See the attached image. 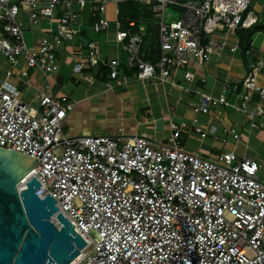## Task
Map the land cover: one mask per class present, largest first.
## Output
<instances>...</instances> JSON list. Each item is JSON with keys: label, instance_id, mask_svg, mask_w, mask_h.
Returning <instances> with one entry per match:
<instances>
[{"label": "built area", "instance_id": "obj_1", "mask_svg": "<svg viewBox=\"0 0 264 264\" xmlns=\"http://www.w3.org/2000/svg\"><path fill=\"white\" fill-rule=\"evenodd\" d=\"M126 1L0 0V53L8 64L0 78V146L40 160L19 190L35 176L41 183L36 194L50 193L58 211L84 237L86 246L70 264H264L261 165L235 151L207 157L185 145L191 133L239 140L234 127H224L220 136L218 126L207 130L198 123V115L219 105L238 107L251 117V128H264V56L251 55L246 77L241 82L225 78L220 94L183 87L184 93L199 96L190 103L196 116L191 123L170 118L165 139L124 127L109 134L70 135L64 122L76 102L55 93L51 82L37 89L35 104L23 99L29 69L49 79L60 69L64 49H70L74 73L91 82L107 78L112 88L123 64L119 58H102L97 41L83 40L80 14L88 9L91 31L103 33L110 27L108 3ZM134 1L144 3L158 25L159 56L147 60L142 32L131 29L148 18L115 20V41L127 54L131 76L148 84L179 85V71L191 83L192 60L202 66L225 51L235 53L240 48L236 31L258 21L249 10L253 0ZM42 22H47L44 27ZM86 64L92 74L84 72ZM255 93L259 100L250 108ZM229 94L240 96L239 105L229 101Z\"/></svg>", "mask_w": 264, "mask_h": 264}, {"label": "crops", "instance_id": "obj_2", "mask_svg": "<svg viewBox=\"0 0 264 264\" xmlns=\"http://www.w3.org/2000/svg\"><path fill=\"white\" fill-rule=\"evenodd\" d=\"M109 3L106 16L110 21V27L107 31L99 34L91 31L92 20L88 9L81 11L80 18L86 31L83 40L85 42L88 40L97 41L101 48L102 58L105 60L119 58L123 64L124 72L112 81V88L108 87L106 82L110 80L107 78L91 82L84 80L80 74L74 73L72 71L74 60L68 54L70 49H64L63 53L59 54L60 69L51 74L49 79L42 71L32 68L29 69L27 83L22 85V97L29 102H34L37 89L42 88L48 82L52 83L55 93L69 95L75 100V107L68 113L64 122V130L70 135L109 134L124 127L128 133L137 132L150 138L165 139L169 134L170 118L175 121L185 120L191 123L196 116L190 103L197 101L199 96L194 91L184 93L183 87L191 84L192 89L198 87L203 91L220 94L225 78L234 77L241 82L246 77L250 70L251 55L252 57L254 54L256 57L264 56L263 29L254 34L249 48L250 54L247 55L244 49L239 48L235 53L225 51L219 56H213L206 65L200 66L196 63V71H193L195 78L191 83L183 78L182 72L179 71L177 75L179 85L148 84L131 76L132 70L128 69L126 65L127 54L115 41V20L119 19V4ZM251 8H257V13L253 9L252 11L258 16L257 23L264 25V1L258 3V0H253ZM116 9H118V13H116ZM46 23L42 22V27ZM134 28H137L136 31L142 32L143 47L147 51L146 59L155 61L158 56L152 57L150 53L154 45L159 46L160 44L156 21L146 20L144 25L136 24L131 27L133 31ZM229 41L231 43L236 41L235 34L230 35ZM150 42L151 47L147 45ZM7 65L5 56L0 53V76L1 74L5 75ZM19 67L22 68L23 64H19ZM92 71L86 64L84 72L92 74ZM124 76L127 77L126 83L123 81ZM260 81L264 82V69L260 75ZM228 99L239 105L240 96L229 94ZM258 100L259 97L255 93L252 103L249 105L250 108ZM197 121L207 130L212 125L218 126L216 133L220 136L223 135L224 127H234L239 132L240 138L235 140L232 136H228L226 141H222L213 137L211 133H208L209 135L205 138L191 133L186 136L185 140L188 150L207 157L223 151H235L240 157L244 155L252 157L261 165L260 173L264 179V128H251V117L247 113L231 104L219 105L207 115H198Z\"/></svg>", "mask_w": 264, "mask_h": 264}, {"label": "water", "instance_id": "obj_3", "mask_svg": "<svg viewBox=\"0 0 264 264\" xmlns=\"http://www.w3.org/2000/svg\"><path fill=\"white\" fill-rule=\"evenodd\" d=\"M39 162L0 146V264H70L87 244L50 193L36 194L41 183L35 176L19 190Z\"/></svg>", "mask_w": 264, "mask_h": 264}, {"label": "trees", "instance_id": "obj_4", "mask_svg": "<svg viewBox=\"0 0 264 264\" xmlns=\"http://www.w3.org/2000/svg\"><path fill=\"white\" fill-rule=\"evenodd\" d=\"M125 16H130L131 18H138L142 17L147 19V17H150V12L148 11L146 5L142 2L134 1V0H128L126 2L119 3V19H123ZM123 27H128V24L123 22ZM264 25L258 24L257 22L251 27L247 29H238L236 31L237 36L239 37V46L241 49H244V52H247L251 46V42L253 39L254 34L258 30H263ZM137 28H134V31H136ZM148 42V38H147ZM149 47H151V42L147 43ZM153 50L151 51V56L156 57L159 56V46L154 45ZM105 70V68H103Z\"/></svg>", "mask_w": 264, "mask_h": 264}, {"label": "rangeland", "instance_id": "obj_5", "mask_svg": "<svg viewBox=\"0 0 264 264\" xmlns=\"http://www.w3.org/2000/svg\"><path fill=\"white\" fill-rule=\"evenodd\" d=\"M264 0H258V3H261V2H263ZM110 3H108V5H109ZM252 10L253 8H249V10ZM253 11L255 12V13H257V8L256 9H253ZM149 20H151V19H149ZM153 24L155 23V22H152ZM154 26V25H153ZM34 29H36V30H38V28H34ZM41 34L39 33V32H37L36 33V37H38V36H40ZM26 38H27V42H28V44H31L32 43V41H33V35H32V33H30L29 32V28H26ZM192 65H190L189 66V68L192 70V71H196V67H195V65H196V61H194V60H192V63H191ZM4 74H1V76L0 77H2V78H4ZM27 100L29 99V98H26ZM29 102V101H28ZM34 102H35V100H34ZM34 102H31V103H33V104H35ZM198 143L199 142H201V141H197Z\"/></svg>", "mask_w": 264, "mask_h": 264}, {"label": "bare ground", "instance_id": "obj_6", "mask_svg": "<svg viewBox=\"0 0 264 264\" xmlns=\"http://www.w3.org/2000/svg\"><path fill=\"white\" fill-rule=\"evenodd\" d=\"M52 218H53V220L56 221V222L58 223V225H59V222L57 221L56 216L54 215Z\"/></svg>", "mask_w": 264, "mask_h": 264}]
</instances>
